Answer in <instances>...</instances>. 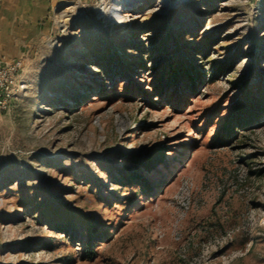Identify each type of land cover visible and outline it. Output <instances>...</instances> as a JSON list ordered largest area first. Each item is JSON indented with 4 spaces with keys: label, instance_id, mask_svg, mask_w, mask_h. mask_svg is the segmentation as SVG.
<instances>
[{
    "label": "rangeland",
    "instance_id": "obj_1",
    "mask_svg": "<svg viewBox=\"0 0 264 264\" xmlns=\"http://www.w3.org/2000/svg\"><path fill=\"white\" fill-rule=\"evenodd\" d=\"M52 5L1 112L0 264H264V0Z\"/></svg>",
    "mask_w": 264,
    "mask_h": 264
},
{
    "label": "crops",
    "instance_id": "obj_2",
    "mask_svg": "<svg viewBox=\"0 0 264 264\" xmlns=\"http://www.w3.org/2000/svg\"><path fill=\"white\" fill-rule=\"evenodd\" d=\"M59 0H0V61L28 62V52L41 46L43 34L41 20L53 14L44 13L43 4ZM5 113L0 112V126L5 121Z\"/></svg>",
    "mask_w": 264,
    "mask_h": 264
},
{
    "label": "built area",
    "instance_id": "obj_3",
    "mask_svg": "<svg viewBox=\"0 0 264 264\" xmlns=\"http://www.w3.org/2000/svg\"><path fill=\"white\" fill-rule=\"evenodd\" d=\"M15 64H3L0 61V112L7 111L9 102L15 92V74L20 67V61Z\"/></svg>",
    "mask_w": 264,
    "mask_h": 264
},
{
    "label": "bare ground",
    "instance_id": "obj_4",
    "mask_svg": "<svg viewBox=\"0 0 264 264\" xmlns=\"http://www.w3.org/2000/svg\"><path fill=\"white\" fill-rule=\"evenodd\" d=\"M107 1H109V0H107ZM139 1H141V0H110V2L113 5V11H112V13H114V16L116 18V21L118 23H120V24L125 23L126 20H127V18H128V16L126 14H124L123 10L125 8L129 7V6L135 5ZM71 9H72L71 10L72 11V19L78 21V19H80V17H81V15H80L81 14L80 9L78 7H75V6L74 7H71ZM99 12L102 15L103 14H106L104 8L99 9Z\"/></svg>",
    "mask_w": 264,
    "mask_h": 264
}]
</instances>
